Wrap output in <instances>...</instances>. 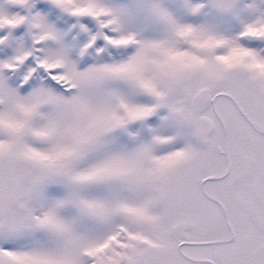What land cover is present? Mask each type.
<instances>
[{
    "label": "snow or ice",
    "instance_id": "snow-or-ice-1",
    "mask_svg": "<svg viewBox=\"0 0 264 264\" xmlns=\"http://www.w3.org/2000/svg\"><path fill=\"white\" fill-rule=\"evenodd\" d=\"M0 264H264V0H0Z\"/></svg>",
    "mask_w": 264,
    "mask_h": 264
}]
</instances>
